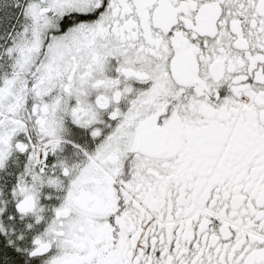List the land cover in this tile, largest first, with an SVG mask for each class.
<instances>
[{
	"label": "snow or ice",
	"instance_id": "1",
	"mask_svg": "<svg viewBox=\"0 0 264 264\" xmlns=\"http://www.w3.org/2000/svg\"><path fill=\"white\" fill-rule=\"evenodd\" d=\"M0 264H264V0H0Z\"/></svg>",
	"mask_w": 264,
	"mask_h": 264
}]
</instances>
